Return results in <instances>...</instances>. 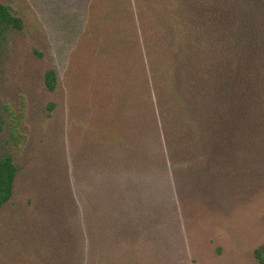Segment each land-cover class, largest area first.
Segmentation results:
<instances>
[{"label": "rangeland", "instance_id": "1", "mask_svg": "<svg viewBox=\"0 0 264 264\" xmlns=\"http://www.w3.org/2000/svg\"><path fill=\"white\" fill-rule=\"evenodd\" d=\"M0 2L23 21L0 48V156L4 105L24 102L25 136L0 264H264V90L195 130L156 113L135 57L115 51L110 0H95L89 36V0Z\"/></svg>", "mask_w": 264, "mask_h": 264}, {"label": "trees", "instance_id": "2", "mask_svg": "<svg viewBox=\"0 0 264 264\" xmlns=\"http://www.w3.org/2000/svg\"><path fill=\"white\" fill-rule=\"evenodd\" d=\"M260 1L150 0V5H144L142 0H110L114 11L108 22L118 25L111 27L116 31L115 51L120 46L126 59L135 57L140 88L153 90L156 113L180 123L189 120L195 130L196 124L212 129L244 108L250 89L264 90V26L252 20L247 9L256 4L262 11ZM94 2L89 0L87 5L85 36L95 35ZM146 14L159 21L150 38ZM22 28L23 21L13 8L0 2V48L10 30ZM44 79L53 90L55 71L47 70ZM3 108L10 116L7 127L12 151L0 156V212L14 195L18 173L14 151L25 143L19 130L24 102L17 110L8 105Z\"/></svg>", "mask_w": 264, "mask_h": 264}, {"label": "flooded vegetation", "instance_id": "3", "mask_svg": "<svg viewBox=\"0 0 264 264\" xmlns=\"http://www.w3.org/2000/svg\"><path fill=\"white\" fill-rule=\"evenodd\" d=\"M257 251H258V250H257ZM258 252L260 253V256H258L257 254H256V255H257L258 257H261V255H262L261 252H260V251H258Z\"/></svg>", "mask_w": 264, "mask_h": 264}]
</instances>
